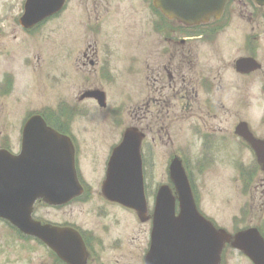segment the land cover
I'll list each match as a JSON object with an SVG mask.
<instances>
[{"label":"rangeland","instance_id":"374dc122","mask_svg":"<svg viewBox=\"0 0 264 264\" xmlns=\"http://www.w3.org/2000/svg\"><path fill=\"white\" fill-rule=\"evenodd\" d=\"M141 1L143 0H127L128 3L124 6H117V12L120 11L119 14L107 19L106 17L110 14L106 15V11L114 4H102L101 8L99 7L94 11L82 0H68L65 12L42 25L38 31L27 35L15 25L20 14L16 12V9L21 5V0H0V83L5 77L4 74L8 73L7 80L10 86L7 95H1L0 92V148L4 147L16 153L22 124L29 115L44 114L47 118L56 120L68 118L70 102L71 118H73L72 123L74 124L72 133L86 136L89 143L91 142L90 138H100V136L109 140L104 148L105 152L109 145L118 142L123 131L134 124L132 101L137 82V77L132 74V71L129 70L131 73L119 72L118 69L122 65L123 67L132 66L127 59L136 54L143 60L147 59L149 54H155L158 50L154 47L151 49L148 44L154 43L157 47V44L163 42L161 35L155 33L154 28L148 25L149 23L155 24L157 20L151 16L148 17V5H144ZM232 1L233 3L229 8L230 13L225 19L224 29L215 37L214 43L209 45L201 43L197 46L188 47V53L203 56L202 59L198 58L199 65L203 66L199 76H206L205 78L219 86L217 93H213V98L220 103L221 109H217L213 117H205L200 114L201 111L195 110L196 113L189 118L188 122L182 121V124H185L182 125V130H179L181 126L172 125L169 135L161 134L162 143L157 140V137L154 141L155 144L151 143L147 131L144 130L145 124H142L146 139L142 144L143 148L141 147L144 152L145 184L149 197L154 196L160 185L168 183L166 172L170 157L172 155L180 156L187 172L195 181L193 187L199 210L229 233L247 226L248 223L245 220L248 222L249 218L244 216L246 215L244 205L249 204L247 199L250 196L256 204L248 215L260 216L262 208L260 201L263 199L261 191H264V186L257 185L256 191L253 189L250 193L243 195L244 191H242L238 181L240 168L237 163L242 161L244 165L249 164L251 158L237 142L233 143L229 138L232 143V147L229 148H234V145L236 148L234 151L236 161L233 162L231 154L230 159L223 156L222 149L219 147L220 139L211 146L212 149L209 150L211 153L204 154L203 142L194 135L198 130L203 134L215 130L217 137L225 136L228 138L227 134L221 133V131L232 128L231 126L235 122L234 117L237 121L239 119L246 121L251 118L249 120L251 130L256 132L257 129L264 133V127L259 128L256 124L261 115L260 103L263 95L260 94L263 93H260V89L264 85V75L261 74L262 78L259 80L252 76L250 79H246V82H241L231 70L234 60L244 54L241 50L242 38H239L241 37L239 28L248 21L258 23L256 32L260 34H253L251 37L256 40L251 41V43L255 48L256 59L263 64L264 9H256L255 5L249 3V0ZM95 12L99 15H106L105 22L110 23V25L106 26L105 29L103 28L104 30L101 25H95L98 22L94 21ZM102 20L103 18L99 22ZM89 25L98 26L100 28L99 34L92 31L87 32ZM106 38L114 43L112 46L113 53H118V58L120 57L119 54L128 58H123L122 63L119 59L118 62L115 61L114 77L111 78L114 79L113 83L103 82L101 84L106 97V107L101 109L88 98L79 100L86 88L76 71V68L80 67H78V63L75 65L74 71H71V85L69 87L67 77L69 63L67 59L68 57L71 59V54H73L71 47L76 48H74V59H78L81 53L93 48L95 44H98L95 48H99V44ZM87 43L91 46L89 49H86ZM136 47L139 49L138 52H136ZM99 56H101L100 52ZM141 68L144 69V66ZM147 75V70H143L142 82L143 80L146 81ZM233 82L236 90L240 88L238 91L246 87L245 100L249 103L247 111L243 109L241 104L235 107L234 113L228 108L230 93L234 88L231 87ZM0 89L2 91L3 86L2 88L0 86ZM169 93L171 94L170 91H164L165 96H170ZM238 94H235V100L239 98ZM143 113L145 114L142 115V120L147 116L145 111ZM172 113H175V110H162L161 117H166V120L171 124H177L176 118H172ZM192 113L189 111L188 117ZM262 116L264 121V113ZM168 117L171 118V121ZM183 128H186V131ZM239 149L240 153L237 152ZM88 150H92L89 154L95 151L93 147ZM201 160L206 166L202 169L199 166ZM200 170L202 171L200 172ZM99 174L101 175V172ZM97 177H99L97 171L90 175L91 181H95ZM96 192L97 190H89L87 203L91 202L89 204L91 205L90 212L95 211V203L92 200L96 198ZM151 205L152 202L149 207ZM37 210L38 212L35 214L38 218L51 222L65 221L69 224H73L75 220V218L71 219V216H76L78 213L82 214V211H85L84 207H73L72 210L70 207L65 212H59L40 206L37 207ZM95 215L91 216V225L98 223ZM77 219L76 225H79L86 221V216L80 215ZM226 222L227 225H224ZM105 224L107 223H103L102 226ZM121 228L127 242L124 249L129 250L131 248V251L136 252L140 258L138 264H142L141 259L147 242L148 226L140 224L138 227L136 218H133V222H128V225L125 223V225H121ZM8 233L7 227L0 223V248L3 249L0 250L2 252L0 255L1 264H6V262L13 264L14 262V253L10 254L9 248L7 250V246L4 244V240L10 237ZM10 239L11 247L16 246L15 248L24 252L25 261L37 264L36 256L41 255L33 250L32 243H22L17 238L13 240V237ZM131 239H133L132 243L130 242ZM234 258L236 259V256Z\"/></svg>","mask_w":264,"mask_h":264},{"label":"flooded vegetation","instance_id":"af4514ba","mask_svg":"<svg viewBox=\"0 0 264 264\" xmlns=\"http://www.w3.org/2000/svg\"><path fill=\"white\" fill-rule=\"evenodd\" d=\"M83 3L88 5L92 10H97L99 7L101 8L102 4H114L110 9L106 11V18L108 19L111 16H116L120 13L118 10L117 12V6L119 5H125L127 0H82ZM25 2V0H24ZM154 0H143L141 3L144 5H148V17L155 18L157 21L155 24L149 23L148 25H151L152 28H154V32L161 35L162 37V43L157 44L156 47L154 43L148 44V47L153 49H158L155 54H149L147 59H142L139 57V55H135L134 57H122V54L113 53L114 50L112 49V46L114 43L112 40L106 38L99 44V48H95L98 44H95L93 48H90V44L87 43L88 51L81 53L80 58L74 59L75 53H74V46L71 47V53L73 51V54H71V59L68 57L67 61L69 63L68 68V81H69V87L71 85V71H74L75 65L78 63V67L76 68L77 73L80 75V78L83 80V85L85 86L86 90L82 95L80 96L79 100L82 101L81 97L89 94V93H103L104 91L101 87V84L108 79H111L114 77V63L115 61L118 62V59L120 63H122L123 58L129 60L132 66H120L118 69L119 72H130L132 71V74H135V77H137L136 82V88L134 91L133 96V126L131 128L137 130L139 133L143 135V140L141 142V147L146 139V134L142 130V124H145L144 130L147 131V135L150 137L151 143L155 144L154 141L157 140L162 143L161 134L169 135V131L172 127V125H178L181 126L179 130H182V121L188 122L189 118L192 117L196 112L195 110L201 111V115L205 117H213L214 113L217 109H221V105L219 102L215 101L213 98V93H217L219 90V86L215 85L214 82L210 81V79L205 78L206 76H199V73L201 72V68L203 66L199 65L198 58L202 59V57L199 56V54H192L188 53V47L189 46H197L202 44H211L214 43L215 37L220 34V31L224 28H221L220 21L211 19L207 23L196 27L194 29L188 28L185 25L180 24L179 22L175 20H167L166 18H163L161 14L158 13L157 10L153 7ZM241 2V1H239ZM232 0L226 1L225 9H229L232 5ZM242 4V2H241ZM240 4V5H241ZM21 6V5H20ZM23 8V6H21ZM116 8V11H115ZM142 8V7H140ZM20 8L18 9V11ZM65 10V9H64ZM63 10V11H64ZM225 12V10H224ZM61 14V13H60ZM59 14V15H60ZM105 15V16H106ZM160 15V16H159ZM99 15L97 12H95L94 21H98L95 23V25H101L102 29L106 26H109L110 23L105 22V16ZM159 18H158V17ZM57 17V16H55ZM55 17H52L50 19L45 20L41 24L29 29V30H19L22 31L24 34H31L34 31H38L42 25L48 23L52 19H55ZM102 22H99L100 19H102ZM220 20V19H219ZM100 26V27H101ZM103 29V30H104ZM112 29V28H111ZM258 30V23L255 21H248L245 22L241 28H239V37L241 39V50L244 53L243 55L239 56L237 59L234 60V63L232 65V72L234 76H237L238 79L241 82H246V79H250L252 76H255L257 80L261 79V74L264 75V62L263 64L259 63L256 59L255 54V48L253 47L251 41H255V38H252L253 34L259 35V32H256ZM94 32L95 34H99L100 28L98 26H92L89 25L87 28V32ZM94 43V42H93ZM163 45V47H161ZM144 47V45H142ZM161 47V48H160ZM76 49V48H75ZM138 48L136 47V52H138ZM99 52L101 56H99ZM213 57V55L211 54ZM99 57V58H98ZM254 59L257 63H259V69H257L255 72H249L245 73L243 72L245 69L240 68L238 66L237 62L241 59ZM74 59V61H73ZM71 61L73 63L71 64ZM72 65V67H71ZM144 66V69L141 67ZM205 67V66H204ZM244 69V70H239ZM130 70V71H129ZM143 70H147L148 75L146 77V81H141V75L143 73ZM80 71V73H79ZM190 72V73H189ZM131 73V72H130ZM8 73L4 74V79L1 81V88L3 86V89L1 92V95H7V92L10 89L7 75ZM233 76V77H234ZM143 85H145L143 87ZM234 82L231 87H234ZM147 89V90H146ZM240 88L236 90V87L232 88L231 90V97H230V103L229 107L231 109V112L234 113L235 107L240 106L239 104L243 105V109L247 111V107L249 103L245 100L247 90L246 87L241 88L240 91H238ZM1 90V89H0ZM167 90L170 91V96H165L164 91ZM264 91V89H263ZM239 93L238 99L235 100V94ZM158 95V97H157ZM93 97V96H90ZM82 99V100H81ZM104 99L106 102V98L104 95ZM91 102H95L97 105V102L95 101V98L88 99ZM232 100V101H231ZM182 105V106H181ZM176 106V107H175ZM264 106V100L262 99V102L260 103L261 111L264 112V109L262 110ZM175 110V113H172V118H176L175 121H177V124H171L166 119V117L162 116V110ZM143 111L146 112L147 116L142 120ZM189 111L193 112L189 117ZM69 116L68 118H61L59 120L56 119H49L44 118L46 124L48 127H50L52 130L57 132L58 134L66 137L69 139L74 155H75V170L77 174V180L79 183V186L81 187V194L78 197H75L71 199V201L63 206H50L43 202H37L33 208L32 217L35 221L41 223V224H49L61 229H69L71 230V264H138L139 263V257L137 256L136 252L131 251V248L129 250H125L124 248L127 245L126 238L124 237V233H122L121 225H125V223L128 225V222H133V218L137 220L138 227L139 225L146 224L148 226V233H147V242L146 246L144 248V252L142 255V264H144L145 255L149 248L150 243V231L152 228V216L151 214L147 213L144 218H140L139 215L134 212L133 210L126 209L122 207L121 205L108 201L102 194V186L105 182V175L107 171V165L109 162V158L112 154L113 149L118 145L119 142L115 144L109 145L108 149L105 152V146L106 143H108L109 140H106L105 138H90L91 142L89 143L88 138L86 136L77 135L72 133L74 130V124L72 123L73 118H71V102L69 105ZM179 117V118H178ZM171 121V118L168 117ZM178 118V119H177ZM251 118H249L250 120ZM237 121L234 117V123L232 124V128L230 130L224 131L222 130L221 133H226L227 137L222 136L219 138V136H216L215 130H212L210 133H201L199 130L195 132L194 136L199 137L200 141L203 142L202 150L204 154H208L211 148L218 139L219 140V147L222 149L223 156H226L228 159H230V154L233 156V162H235V155L234 151H236L235 145L234 148L232 147V143L229 140V138L232 140L233 143L237 142L241 148L248 154V156L251 158V162L249 164L243 165V168L245 170L242 171V175L240 176V182L239 184L242 187V191H244L243 195H246L247 193H250L253 189L257 190V185L263 187L264 186V167L259 165L256 162V159L254 158V152L251 148V146L241 139L237 138L235 135V128L237 125L241 123H245L247 125V130L251 134V136L256 141L264 142V133L260 132L256 129V132H253L250 127V121ZM185 122V123H186ZM257 126L259 128L264 127V121L263 119L258 120L256 122ZM184 131H186V128H183ZM220 131V130H218ZM180 133V132H179ZM122 136V135H121ZM120 136V138H121ZM93 142V143H92ZM96 143V144H94ZM230 144V146H229ZM153 146V145H151ZM91 147L94 148L95 151H93L91 154H89L92 150H88ZM239 147V148H240ZM143 148V147H142ZM153 148V147H151ZM141 150V158H142V165H143V172L145 174V160H144V152ZM231 150V151H230ZM240 153L239 151H237ZM227 153V154H226ZM209 158V157H208ZM174 159H177L182 163L181 157L177 155H172L169 159V162L167 164V174H168V166L170 162ZM205 159V158H204ZM203 161L201 160L199 162L200 169L204 167ZM239 166H241L240 161L237 163ZM252 164V165H251ZM184 165V164H183ZM248 165H251L247 167ZM242 168V166H241ZM98 172L97 179L95 181H91L90 175L94 172ZM101 172V175L99 174ZM168 178V176H167ZM170 188L171 185L168 181L166 184ZM146 187V186H145ZM160 187V186H159ZM158 187V188H159ZM89 190H97L95 193L96 198L93 199L95 203V211H91V205L90 203H87V200L89 199ZM264 190V189H263ZM157 189L154 193L153 197H148V201L154 202L155 195H156ZM261 194H263V199H261L260 204L262 206L260 210V216H253L248 215L249 211L251 212L253 206L256 204L252 197L250 196L247 200L249 204L244 205V213L248 216L249 221L246 223L247 226H245L243 229L232 231V233H228V235L231 237L229 239V244H226L223 246L222 254H221V264H253L248 257L244 255L243 252L234 249L232 244L234 242L233 237L238 234L239 232L247 231V230H255L259 237L264 242V191H261ZM194 195V194H193ZM197 201V200H196ZM197 209H199L198 202H196ZM43 207L48 208L54 211L59 212H65L68 208L71 207V210L73 207H84L85 211H82L81 213H78L76 216H71L72 218H75L73 221V224H69L68 222H51L48 220H44L41 218H38L36 216V212H38L37 207ZM201 215L202 212L198 210ZM72 212V211H71ZM98 219L97 225H91V216H94ZM86 216V221L84 223H81L79 225H76L78 223V217ZM253 218V219H252ZM211 221V220H210ZM234 221V219H233ZM125 222V223H124ZM213 224L214 222L211 221ZM1 223V222H0ZM103 223H107L102 226ZM3 224V223H2ZM84 224V225H83ZM110 224V225H109ZM215 225V224H214ZM224 225H227L226 223ZM85 228V229H84ZM118 229V231H117ZM8 235L10 237L7 238V240H4V244L7 246V250L9 248L10 254L14 253L12 256L14 257L13 264H35V262H28L24 260L23 254L24 252L21 250H18L15 248L16 246L11 247V237L17 238L22 243H32L33 244V250L35 252L40 253L41 256H36V261L38 260L37 264H65L55 252L47 248L44 243L36 238H31L24 236L23 234L19 233L16 229H8ZM134 232V231H133ZM228 232V231H227ZM121 233V234H120ZM132 240L130 242L132 243ZM69 241V240H68ZM18 247V246H17ZM132 247V246H131ZM2 251L3 249L0 248ZM0 251V255L1 252ZM236 256V259L234 258ZM10 258V256L8 255ZM40 258V259H39ZM231 262V263H229ZM2 261H0V264ZM9 262H6V264ZM5 264V263H4Z\"/></svg>","mask_w":264,"mask_h":264},{"label":"water","instance_id":"95a60500","mask_svg":"<svg viewBox=\"0 0 264 264\" xmlns=\"http://www.w3.org/2000/svg\"><path fill=\"white\" fill-rule=\"evenodd\" d=\"M223 1L159 0L156 4L166 16L197 25L209 16L219 15ZM254 1L264 4V0ZM63 3L64 0H27L21 24L30 28L59 12ZM239 64L244 69L255 67L252 60ZM96 98L102 107L103 97L97 95ZM244 128L241 124L237 134L253 142ZM142 138L133 129L125 131L120 145L113 150L103 185L107 199L135 210L139 216L146 214L139 153ZM253 149L264 165V145L255 144ZM170 178L175 186L179 213L175 216V199L170 190L161 187L155 199L151 246L145 264H217L223 242L228 238L195 212L188 181L177 161L171 165ZM80 193L69 141L46 127L41 117H31L22 131L20 154L13 156L0 151V219L40 239L71 264V231L41 226L32 222L30 215L37 200L62 205ZM235 244L255 264H264V245L256 233L237 236Z\"/></svg>","mask_w":264,"mask_h":264}]
</instances>
